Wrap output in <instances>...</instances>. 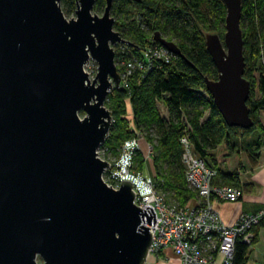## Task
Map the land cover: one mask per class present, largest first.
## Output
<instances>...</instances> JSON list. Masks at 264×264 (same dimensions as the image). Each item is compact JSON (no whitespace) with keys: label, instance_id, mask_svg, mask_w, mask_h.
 <instances>
[{"label":"water","instance_id":"95a60500","mask_svg":"<svg viewBox=\"0 0 264 264\" xmlns=\"http://www.w3.org/2000/svg\"><path fill=\"white\" fill-rule=\"evenodd\" d=\"M67 19L60 0H0V264H145L151 244L132 186L103 182L97 157L112 116L105 101L120 77L113 0L101 16L96 0H74ZM225 33L205 35L217 80L205 88L229 128L253 127L243 78L242 0H221ZM153 41L185 60L177 46ZM93 61L92 81L84 71ZM82 115V117H81Z\"/></svg>","mask_w":264,"mask_h":264},{"label":"trees","instance_id":"16d2710c","mask_svg":"<svg viewBox=\"0 0 264 264\" xmlns=\"http://www.w3.org/2000/svg\"><path fill=\"white\" fill-rule=\"evenodd\" d=\"M60 7L65 17L76 10L74 0H60ZM104 8L105 0H96L93 12L103 13ZM111 16L114 30L127 42L116 45V61L122 52L131 57L156 44L154 33L174 43L185 60L174 56L169 64L146 74L133 73L125 85L109 92L104 105L112 124L100 148L104 158L116 160L125 142L144 139L151 150L156 191L167 203L180 207L196 196L184 180L181 138L186 137L194 154L205 160L225 145L228 156L244 151L256 166L264 148V0H242L243 78L250 85L246 106L253 122L248 130L229 128L205 88V79L216 81L218 76L206 51L205 35L223 39L226 9L221 0H113ZM144 165L143 155L136 151L133 171L141 173ZM220 178L233 180L234 175L220 173ZM261 220L252 228V244ZM252 244L236 239L232 264H247Z\"/></svg>","mask_w":264,"mask_h":264},{"label":"built area","instance_id":"2783aa9c","mask_svg":"<svg viewBox=\"0 0 264 264\" xmlns=\"http://www.w3.org/2000/svg\"><path fill=\"white\" fill-rule=\"evenodd\" d=\"M121 54L117 61L115 59L120 85H125L133 73L146 74L155 66L169 64L174 58L159 44L139 50L137 55L131 57L123 55V52ZM180 144L183 150L184 180L196 194L183 207L164 200L156 191L153 176L133 171V156L136 151H140L138 139L125 142L116 160H106L101 151H97V157L109 163L102 177L103 182L113 190H119L121 182L130 183L134 205L142 212L146 207L152 209L155 215L154 226L147 224L144 216V223L141 220V226L148 228L151 234L145 264L151 257L159 259L166 250L172 252L179 264H232L236 239L242 238L244 244L250 245L254 238L252 228L263 218V213L241 215L233 224H224L213 209L212 201L238 202L242 191L214 186L213 180L217 175L214 165L196 156L186 137L181 138ZM168 260L165 259L166 262Z\"/></svg>","mask_w":264,"mask_h":264},{"label":"crops","instance_id":"0c3cea01","mask_svg":"<svg viewBox=\"0 0 264 264\" xmlns=\"http://www.w3.org/2000/svg\"><path fill=\"white\" fill-rule=\"evenodd\" d=\"M261 120L264 126V117ZM260 153L256 166H253L247 154L240 150L229 157H227V151L218 154L214 152L213 158L206 157V160L213 164L218 172L213 180L214 186L238 188L242 191V197L238 202L212 201L213 209L224 224H233L241 215L263 213L262 226L257 228L256 242L251 243L247 264H264V148ZM220 173L234 175V179H222ZM165 259H169L168 262ZM147 264H179V262L170 250H166L159 259L149 258Z\"/></svg>","mask_w":264,"mask_h":264},{"label":"rangeland","instance_id":"374dc122","mask_svg":"<svg viewBox=\"0 0 264 264\" xmlns=\"http://www.w3.org/2000/svg\"><path fill=\"white\" fill-rule=\"evenodd\" d=\"M95 14H97L98 16L102 15V13H95ZM73 17H74V15L71 16V17H66V18L67 19H71ZM117 49H118V46H115L114 47V52H116L117 55H118L119 51L117 52L116 51ZM85 70H86V73H87L90 81H92L94 79L96 73H97V65H96V63L93 62V61H89L87 67L85 68ZM158 108H159V111H160L161 115L162 116H166L165 110L161 106H159ZM81 117H82V115H81ZM138 146H139L141 154L143 155L144 160H145V165H144V168H143V171H142L143 174L144 175L154 176V169H153L152 161H151V157H150L151 150H149V146H148L147 142L144 139H142V138L138 139ZM223 151H227V154H228V150H227L225 145H221L220 147H218L215 150V154L216 153L218 154L219 152L221 153ZM227 157H229V156H227Z\"/></svg>","mask_w":264,"mask_h":264}]
</instances>
